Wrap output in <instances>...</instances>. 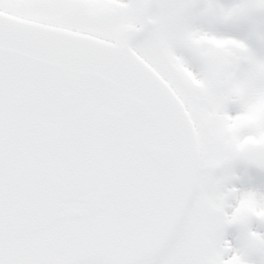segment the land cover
<instances>
[{
    "label": "snow or ice",
    "instance_id": "1",
    "mask_svg": "<svg viewBox=\"0 0 264 264\" xmlns=\"http://www.w3.org/2000/svg\"><path fill=\"white\" fill-rule=\"evenodd\" d=\"M0 264H264V0H0Z\"/></svg>",
    "mask_w": 264,
    "mask_h": 264
}]
</instances>
